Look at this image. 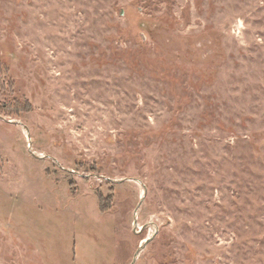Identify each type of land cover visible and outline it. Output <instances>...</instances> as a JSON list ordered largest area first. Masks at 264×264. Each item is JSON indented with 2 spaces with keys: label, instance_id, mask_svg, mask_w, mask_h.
<instances>
[{
  "label": "rangeland",
  "instance_id": "374dc122",
  "mask_svg": "<svg viewBox=\"0 0 264 264\" xmlns=\"http://www.w3.org/2000/svg\"><path fill=\"white\" fill-rule=\"evenodd\" d=\"M0 264H264V0H0Z\"/></svg>",
  "mask_w": 264,
  "mask_h": 264
}]
</instances>
